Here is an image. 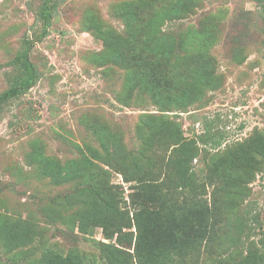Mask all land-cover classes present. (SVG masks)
Masks as SVG:
<instances>
[{"label": "rangeland", "instance_id": "374dc122", "mask_svg": "<svg viewBox=\"0 0 264 264\" xmlns=\"http://www.w3.org/2000/svg\"><path fill=\"white\" fill-rule=\"evenodd\" d=\"M45 1L0 0V94L9 89L16 73L13 58L26 43L28 60L36 72L27 92L0 106V219L25 222L33 220L35 214L38 222L36 236L24 247L6 252L0 240V264H35L49 251L63 256L76 251L81 264H106L99 256L98 242L121 249L130 255L131 264H203L212 246L227 245L219 240L227 233L229 219L224 217L211 226L212 216L191 210L194 194L186 189L176 195L166 168L172 147L166 144L163 132L157 135L165 143L158 152L161 157L153 176L147 174L125 183L119 173L103 166L120 207L132 220L121 230L109 228L108 235L100 226L89 228L87 234L68 229L62 220L72 210H59L52 204L59 196L71 195L74 188L52 186L37 172L30 154L39 148L43 155L61 161L77 159L87 146L98 148L95 136L99 129L121 133L125 146L135 148L140 145L138 127L151 115L170 117L180 124L187 139L199 141L207 135L220 142L219 152L244 141L254 131L264 133V2L196 0L184 18L163 27L164 32L179 36L190 26L210 23L215 26L217 39L209 52L215 85L201 91V97L185 108L162 111L149 94L125 90L128 69L109 60L96 34L97 27L125 33L114 12L122 0H54L52 7L51 0L46 1L47 8ZM44 8L49 13L46 27L40 17ZM182 55L177 48L168 62L161 63L165 87V83L171 87L175 79L187 74ZM207 149L216 151L210 146ZM146 154H151V147ZM192 167L198 184L195 194L210 208L214 185L206 180L208 167L199 159L192 161ZM202 186L206 193H200ZM250 187L244 210H250L249 217L259 214L251 238L257 242L264 231V169ZM144 209L156 214L158 222L152 224L161 228V234L155 236V243L151 238L150 243L143 244V239L137 246L134 216ZM43 215L57 219L50 224ZM171 231L187 241L180 255L173 253L169 258L165 247L170 239L164 233Z\"/></svg>", "mask_w": 264, "mask_h": 264}, {"label": "trees", "instance_id": "16d2710c", "mask_svg": "<svg viewBox=\"0 0 264 264\" xmlns=\"http://www.w3.org/2000/svg\"><path fill=\"white\" fill-rule=\"evenodd\" d=\"M46 1L43 5L47 8ZM195 2L196 0H122L116 5L114 12L124 25L125 33L117 34L103 29L104 27L96 29L109 60L128 69L125 90L134 93L138 89L139 93L149 94L154 104L161 110L164 109L162 111L185 108L201 97V91L211 89V84L214 83V62L209 52L217 39L215 26L210 23L199 28L190 26L179 36L163 31L168 22L182 19L191 12ZM54 4L55 1L52 0L51 7ZM262 6L264 10V5ZM46 8L40 13L43 27L49 23ZM177 48L183 53L182 62L187 67V74L175 79L171 87L170 83H165V87L162 84L165 75L161 74V63L163 65L164 61L168 62ZM28 49L26 43L13 58L16 73L9 89L0 94V106L9 98L27 92L35 82L36 72L28 60ZM138 131L140 145L135 148L125 146L121 133L111 134L105 129H99L95 136L98 148L87 146V151L77 159L61 161L43 155L39 148L30 154L37 172L48 179L52 186L70 185L74 188L71 195L59 196L53 199L52 204L53 207H60L59 210L62 207L72 210L67 219L62 220L64 224H68V229L73 231L76 228L79 233L87 234L89 228L100 226L104 227L108 235L109 228L121 230L131 225L132 220L120 207V201L109 184V172L103 166L119 173L125 183L147 174L148 177L153 176V173H157L155 167L161 157L158 152L165 143L157 135L163 132V139L172 147L166 168L167 174L172 177L176 195L180 196L186 189L194 194L196 201L191 203V210L207 212L214 219L211 226L224 217L229 219L227 233L219 240L220 244L227 245L216 248L212 246L204 255L203 264H264V231H261L257 242L251 239L255 225L259 224V214L249 217L250 210H244V203L251 193L250 185L264 169V133L254 131L244 141L228 145L219 152L220 142L211 140L207 135L199 138V141L187 139L182 135L180 124L172 122L166 115L145 116ZM200 143L202 147L198 145ZM207 146L216 151L210 153ZM148 147H151L150 155L146 154ZM196 159L205 162L208 167L206 180L214 185L210 208L204 200L198 199L199 194H195L198 184L192 161ZM220 168L224 170L220 172ZM203 187L199 188L200 193H206ZM182 212L185 214L186 210ZM43 217L50 224L57 219L54 215ZM154 220L158 222L156 214L148 209L134 216L137 246L150 243L151 238L155 243V236L157 238L161 234V228L153 226ZM37 224L35 214L33 220L25 222L2 217L0 240L6 252H12L33 241ZM154 231L158 233H152ZM164 235L170 239L165 247L168 250L167 257H173V253L180 255L187 241L185 236L177 238L179 235L172 231ZM98 247L99 256L106 264L132 262L130 255L113 244L98 242ZM77 253L69 252L63 256L49 251L42 254L35 264H81ZM202 254H199V258Z\"/></svg>", "mask_w": 264, "mask_h": 264}]
</instances>
